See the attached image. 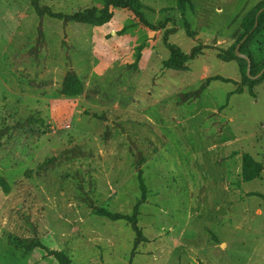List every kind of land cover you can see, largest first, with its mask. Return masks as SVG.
Instances as JSON below:
<instances>
[{
  "label": "rangeland",
  "instance_id": "obj_1",
  "mask_svg": "<svg viewBox=\"0 0 264 264\" xmlns=\"http://www.w3.org/2000/svg\"><path fill=\"white\" fill-rule=\"evenodd\" d=\"M140 1L145 22L114 9L93 27L40 19L33 0H0V179L10 188L0 187V264H59L56 252L71 264H264V173L242 177L244 154L264 166V81L250 95L217 51L264 0H192L195 41L178 0ZM40 4L65 15L104 7ZM167 31L187 55L212 50L169 70ZM70 71L84 95L61 94ZM212 77L239 86L212 82L185 98ZM137 205L138 247L129 224L91 207L132 216Z\"/></svg>",
  "mask_w": 264,
  "mask_h": 264
},
{
  "label": "trees",
  "instance_id": "obj_2",
  "mask_svg": "<svg viewBox=\"0 0 264 264\" xmlns=\"http://www.w3.org/2000/svg\"><path fill=\"white\" fill-rule=\"evenodd\" d=\"M104 7L101 10L96 8L78 11L73 15H65L54 12L47 6H42L40 0H33L32 6L40 19L49 17L54 20L63 21L65 23H76L81 25L98 27L108 24L114 17L113 10L119 9L132 13L139 21H144V11L147 9L140 0H102ZM193 7L192 0H178L177 10L184 17V29L189 38L195 41L198 33L192 29L190 22L186 19V13ZM262 11V13H260ZM239 16H237L238 18ZM236 18V19H237ZM145 22V21H144ZM172 32L167 31L164 35V42L167 43L170 51V59L165 63L169 70L183 71L186 69L185 64L188 61H194L197 58L204 56L207 50H212L209 47L198 44L190 55L185 54L175 44H169V37ZM42 37V34H41ZM234 45L228 50L217 49L218 59L225 62H236L239 66L242 75L241 86L247 88L250 95L254 96V88L258 87L264 81V1L257 4L242 20L239 29L233 35ZM239 47V51L237 48ZM215 50V49H213ZM238 52L247 56L251 62V71L248 72V62L238 56ZM261 73L262 76L257 78ZM212 82H220L224 84H234L239 86L235 81L224 79L222 77L208 78L202 87L185 95V98L198 99ZM241 93V92H240ZM61 94L66 97H79L85 94L84 85L79 76L74 71H70L64 79ZM28 124H38L44 127V119L38 117H30ZM21 125V124H19ZM20 128L23 126H19ZM77 157H82L83 152L77 150ZM53 165V162L48 163ZM264 173V166L249 154L242 156V177L245 183H250L259 180ZM139 185L142 194L140 205L145 203L148 194L147 187L141 172L139 173ZM0 187L8 194L9 186L4 180L0 179ZM88 201V199H87ZM96 215L106 218L112 222H126L129 224L136 235V246L146 242L142 230L139 227V210L138 205L134 209L132 216L114 214L105 209L95 208L91 206ZM59 264H71V260L63 253L56 252L52 254Z\"/></svg>",
  "mask_w": 264,
  "mask_h": 264
},
{
  "label": "water",
  "instance_id": "obj_3",
  "mask_svg": "<svg viewBox=\"0 0 264 264\" xmlns=\"http://www.w3.org/2000/svg\"><path fill=\"white\" fill-rule=\"evenodd\" d=\"M260 13H262V11H261ZM239 47H240V46H238L237 51H239ZM238 56H239L240 58H242V59H244V60H246V61L248 62V72L250 73V71H251V62H250L249 58H248L247 56L242 55V54L239 53V52H238ZM262 74H263V73H261L257 78L261 77Z\"/></svg>",
  "mask_w": 264,
  "mask_h": 264
}]
</instances>
